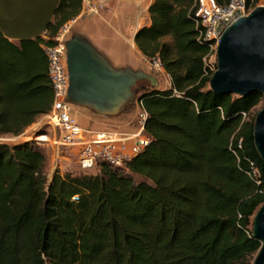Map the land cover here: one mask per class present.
I'll return each instance as SVG.
<instances>
[{"label":"trees","instance_id":"1","mask_svg":"<svg viewBox=\"0 0 264 264\" xmlns=\"http://www.w3.org/2000/svg\"><path fill=\"white\" fill-rule=\"evenodd\" d=\"M81 7L61 0L45 36ZM196 11V0H154L151 24L135 35L138 51L159 57L172 85L141 93L150 143L127 167L57 170L49 181L43 147L0 143V264H253L264 161L252 112L264 97L210 89L217 66L207 65ZM45 42L53 43L0 31V136H21L52 107Z\"/></svg>","mask_w":264,"mask_h":264},{"label":"water","instance_id":"2","mask_svg":"<svg viewBox=\"0 0 264 264\" xmlns=\"http://www.w3.org/2000/svg\"><path fill=\"white\" fill-rule=\"evenodd\" d=\"M61 0H0V31L10 40L29 41L43 36ZM70 75L69 102L95 114L114 117L139 101L148 82L156 89L154 75L131 68L117 69L83 35L73 33L67 41ZM216 95L264 97V6L234 21L223 32L217 49V71L210 81ZM140 95V96H139ZM255 147L264 161V107L254 124ZM253 236L262 244L253 264H264V205L256 212Z\"/></svg>","mask_w":264,"mask_h":264},{"label":"built area","instance_id":"3","mask_svg":"<svg viewBox=\"0 0 264 264\" xmlns=\"http://www.w3.org/2000/svg\"><path fill=\"white\" fill-rule=\"evenodd\" d=\"M110 2L111 0H82L81 12L78 17L64 24L54 37L43 35L46 41L53 42L52 44L45 42L42 45L48 58V74L52 85L53 103L49 113L42 116V122L53 126L58 136L50 138L45 134L38 138H46L47 146L53 151L52 155L55 154L59 157L61 154H73L77 158L79 171L84 174L96 170L103 163L114 168H125L150 143V138L146 133L148 113L140 100L138 101L140 111L137 116L136 131L120 133L82 128L79 126L77 118L73 116L75 105L68 99L70 75L67 65V41L81 18L100 15ZM252 3L253 0L250 4L249 0H230L228 4L221 5L218 0H196L197 25L201 24L203 27L199 40L209 45L207 62L217 56L218 45L226 28L240 17L248 16L254 10ZM144 13L146 21L143 27H146L151 24V21H148L147 18L149 12L145 10ZM143 27L137 29L140 30ZM147 62L149 70L153 71L155 75L166 73L159 57Z\"/></svg>","mask_w":264,"mask_h":264},{"label":"rangeland","instance_id":"4","mask_svg":"<svg viewBox=\"0 0 264 264\" xmlns=\"http://www.w3.org/2000/svg\"><path fill=\"white\" fill-rule=\"evenodd\" d=\"M142 1L143 0H111L100 15L81 18L75 25L72 34L79 32L83 34L93 46L109 60L114 68L124 69L121 67L130 65L133 70L143 71L150 75H154L159 82L156 90H168L171 88L172 82L167 73L155 75L153 71L149 70L147 62L143 60L141 53L132 47V45L134 46V43L131 42L132 34L138 27L145 26V10L143 7H140V10L138 11L139 3H142ZM259 6H264V0L259 2L257 7ZM115 11L119 13V18L116 17L114 13ZM136 12L138 15L135 18L133 29L132 24ZM146 61H148V59ZM207 65L210 69L215 71L217 66V56L211 58L207 62ZM142 85H146L148 89L151 90L150 83L139 82L137 87ZM263 107L264 101L254 109L252 116L257 117ZM139 111L138 101H136L128 106L123 113L114 117L99 116L90 109L81 106L74 107L73 116L77 118L79 126L87 130L131 133L135 132L137 129L136 123ZM45 134L50 138L58 136L54 127L44 124L42 122V117H39L36 123L27 129L24 134L19 137L9 135L0 136V143L17 145L35 141L39 146L43 147L48 155L51 154V164L47 166L45 170L49 181L52 180L57 170H59L61 174H84L79 171L77 158L73 154H61L59 157L55 154L52 155L53 151L47 146V141H42L38 138V136H44ZM99 171L100 167L87 174L95 175L99 173ZM137 180H140V178L137 177Z\"/></svg>","mask_w":264,"mask_h":264},{"label":"crops","instance_id":"5","mask_svg":"<svg viewBox=\"0 0 264 264\" xmlns=\"http://www.w3.org/2000/svg\"><path fill=\"white\" fill-rule=\"evenodd\" d=\"M153 1H154V0H152V1H145V0H143L142 3H141V2L139 3V6H138L139 9H138V11L140 10V7H143L144 10L148 11V10H149V7H150V5L153 3ZM138 11H137V12H138ZM137 12H136V15H135V17H134V19H133V24H132L133 29H134V21H135V18H136L137 15H138ZM114 13H115L116 17L119 18V13H118L117 11H115ZM147 18H148V21H149V20H150V16H149V14H148V17H147ZM150 21H151V20H150ZM150 23H151V22H150ZM138 30H139V29H136L135 32L132 34V41H131V42L134 43V46L132 45V47H133V49L135 48V50H138V48H137V46H136V43H135V40H134V39H135V35H136V33L138 32ZM73 31H74V30H73ZM78 34H81V33L79 32ZM81 35H83V34H81ZM83 36H84V35H83ZM136 48H137V49H136ZM141 55H142V54H141ZM143 60H144L145 62H147V61H146L147 59H146L144 56H143ZM147 65H148V62H147ZM121 68H131V66H130V65H127L126 67H121ZM148 68H149V65H148ZM28 129H29V128H28Z\"/></svg>","mask_w":264,"mask_h":264},{"label":"flooded vegetation","instance_id":"6","mask_svg":"<svg viewBox=\"0 0 264 264\" xmlns=\"http://www.w3.org/2000/svg\"><path fill=\"white\" fill-rule=\"evenodd\" d=\"M138 86V85H137ZM141 87H145L146 89H148V87L146 85H142V86H139L137 88H141ZM149 90V89H148Z\"/></svg>","mask_w":264,"mask_h":264},{"label":"bare ground","instance_id":"7","mask_svg":"<svg viewBox=\"0 0 264 264\" xmlns=\"http://www.w3.org/2000/svg\"><path fill=\"white\" fill-rule=\"evenodd\" d=\"M39 139H44V140H45L46 138H45V137H41V138H39Z\"/></svg>","mask_w":264,"mask_h":264}]
</instances>
